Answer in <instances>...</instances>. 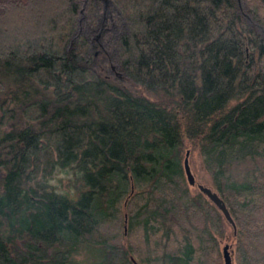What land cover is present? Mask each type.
<instances>
[{
	"label": "trees",
	"instance_id": "16d2710c",
	"mask_svg": "<svg viewBox=\"0 0 264 264\" xmlns=\"http://www.w3.org/2000/svg\"><path fill=\"white\" fill-rule=\"evenodd\" d=\"M111 1L121 79L80 64L108 58L88 35L70 48L81 0H0V264H223L229 239L264 264L263 34L231 0ZM188 149L237 234L189 185Z\"/></svg>",
	"mask_w": 264,
	"mask_h": 264
},
{
	"label": "rangeland",
	"instance_id": "374dc122",
	"mask_svg": "<svg viewBox=\"0 0 264 264\" xmlns=\"http://www.w3.org/2000/svg\"><path fill=\"white\" fill-rule=\"evenodd\" d=\"M91 1L92 0H81L82 15L80 18L79 27L74 35L72 43L70 44V48H72L75 45V41L78 36H80L81 34L88 35V37L92 41V44L95 47L93 48V50L99 54V50L101 48H105L108 58L105 57L106 60L102 62L100 60L98 62L96 60H93L91 62L82 61L80 62V64L84 66L95 67L98 69L99 67L98 63H103L102 64L103 66L104 62L108 64V62L110 61L109 66L105 64L104 69H103L105 71L104 73H108L111 75V77H115L117 79L124 78L123 69L117 60V56L115 52L116 51L115 44H116L117 39L119 38V35L121 34V30L123 29V24H124L122 15L111 0H97L101 4L100 12L98 15L99 24L94 27L90 26V24L87 22L86 12H87V8ZM231 1L237 7L238 11L242 14V16L264 36V27L260 25L259 23H257L251 17L250 9H249V6L246 0H231ZM98 54L96 56H98ZM190 163H191L192 169L197 179L200 182L213 187V183L210 178V175L204 169L202 160H201V157L198 151L192 150L190 152ZM193 188L194 190H198L196 187H193ZM226 241L222 242L221 244L222 248ZM227 242H230L233 244V254H234V242L235 241L233 239H229ZM92 254L94 256H97L99 254L98 250H96L95 248H91L89 250L85 249L81 251V253L78 255V258L87 262L93 259Z\"/></svg>",
	"mask_w": 264,
	"mask_h": 264
},
{
	"label": "water",
	"instance_id": "95a60500",
	"mask_svg": "<svg viewBox=\"0 0 264 264\" xmlns=\"http://www.w3.org/2000/svg\"><path fill=\"white\" fill-rule=\"evenodd\" d=\"M190 149L187 150L184 159V168L187 177V181L190 186L196 187L201 193H203L224 215L227 222L233 227L234 233L237 234V223L220 193L212 186L200 182L190 163ZM134 191V188L132 192ZM128 200V199H127ZM127 200L125 205H127ZM125 233H128V213H125ZM223 264H236L235 257L233 254V244L226 242L222 248Z\"/></svg>",
	"mask_w": 264,
	"mask_h": 264
},
{
	"label": "flooded vegetation",
	"instance_id": "af4514ba",
	"mask_svg": "<svg viewBox=\"0 0 264 264\" xmlns=\"http://www.w3.org/2000/svg\"><path fill=\"white\" fill-rule=\"evenodd\" d=\"M99 24V23H98ZM92 42V41H91Z\"/></svg>",
	"mask_w": 264,
	"mask_h": 264
}]
</instances>
